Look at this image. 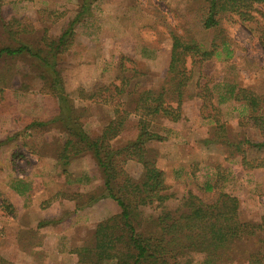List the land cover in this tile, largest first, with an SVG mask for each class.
<instances>
[{
	"label": "rangeland",
	"instance_id": "1",
	"mask_svg": "<svg viewBox=\"0 0 264 264\" xmlns=\"http://www.w3.org/2000/svg\"><path fill=\"white\" fill-rule=\"evenodd\" d=\"M203 7V0H0V47L21 42L37 47L44 36L58 39L72 27L69 48L57 56L58 68L66 93L85 118L84 128L96 135L115 117L117 100L122 104L124 98L104 103L84 99L82 92L120 83L126 76L131 89L135 85L158 88L167 73L174 33L191 35L204 47L210 44L212 33L201 22ZM223 21L234 53L230 60L217 62L213 74L264 94L260 40L231 15H224ZM195 82L196 78L188 86L190 95L195 92ZM46 84L31 57L0 58L2 264H76L77 250L93 245L96 225L120 210L109 197L87 205L90 194L102 192V179L90 153L75 157L66 166V173L62 171L58 154L66 135L55 120L57 98ZM189 98L179 121L158 119L152 123L151 130L166 140L147 143L149 155L156 156V166L165 173L167 192L172 194L166 206L175 210L190 193L211 203L222 189L239 198L242 220L264 215V167L250 169L230 147L206 142L213 124L201 118L197 104ZM241 111L240 103L229 101L225 105L229 133L237 139L246 135L260 140L259 130L238 125ZM130 119L137 117L132 114ZM39 121L44 124L28 127ZM245 157H264V149L249 148ZM124 167L135 179L141 177L142 165L137 161L129 160ZM222 168L220 189L206 191V182L216 180ZM17 179L29 184L30 191L16 192L12 186ZM9 191L24 196L16 197L15 203ZM27 204L32 209L22 215L17 205ZM142 209L146 219L161 211L156 205ZM45 214L51 221L43 219L40 227H29L32 220ZM53 230L58 234L49 232Z\"/></svg>",
	"mask_w": 264,
	"mask_h": 264
},
{
	"label": "trees",
	"instance_id": "2",
	"mask_svg": "<svg viewBox=\"0 0 264 264\" xmlns=\"http://www.w3.org/2000/svg\"><path fill=\"white\" fill-rule=\"evenodd\" d=\"M203 3L201 22L212 33L210 44L204 47L191 35L174 33L167 73L158 88L142 89L135 85L131 89L126 76L121 77L120 83L100 86L87 94L82 92L84 99L104 103L124 98L122 104L117 100L115 117L96 135L84 128L85 118L66 93L58 68L57 56L69 48V36L74 34L72 27L58 39L44 36L37 47L27 42L0 47V58L34 59L41 77L48 83L47 89L57 98L59 111L55 120L61 123L66 135L58 154L62 171L66 173V166L77 156L87 153L93 156L102 179V192L90 194L87 205L109 197L120 208L96 225L93 245L77 250L76 264H264V215L253 221L240 218L239 198L219 188L224 168L217 172L216 180L205 184L208 192L220 189L213 202L190 193L172 210L165 204L172 195L167 192L165 173L156 166V156L149 155L147 149L152 140H166L151 130L152 123L158 119L179 121L190 97L201 118L213 124L206 142L230 147L240 154L242 165L250 169L264 167V157L252 160L245 157L249 148L264 149V94L226 82L212 71L217 62L230 60L234 53L231 39L224 33V15L243 22L264 48V0H203ZM194 78L195 92L190 95L188 86ZM229 101L242 106L238 125L259 130L260 140L246 135L241 139L231 136L224 113ZM132 114L136 120L130 119ZM43 124L39 121L28 127ZM121 139L123 143L118 144ZM129 160L142 165L139 179L125 170L124 163ZM12 187L19 194L31 189L21 179ZM150 205L160 207L161 211L157 217L146 219L142 208Z\"/></svg>",
	"mask_w": 264,
	"mask_h": 264
},
{
	"label": "crops",
	"instance_id": "3",
	"mask_svg": "<svg viewBox=\"0 0 264 264\" xmlns=\"http://www.w3.org/2000/svg\"><path fill=\"white\" fill-rule=\"evenodd\" d=\"M8 140L11 141L12 138H8ZM10 141H8V142H10ZM6 145H7V143H5V146H6ZM0 146H2L1 143H0ZM12 190H13V189H11V191H12ZM11 191H9V192H10V193H9L10 198H11V195L14 194V193H12ZM21 196H24V195H21ZM21 196H19L18 193H17V194H14V197H12V199H14V200H11V201L17 203V201L15 200L16 197H21ZM24 198H25V197H24ZM15 205H16V204H15ZM22 206H23V205H22ZM22 206L20 207V206L17 205V208L21 209L19 213L22 212V215H24V214H23V211H24V213H25V212H27L28 210L32 209L28 204L26 205V207H25V206L22 207ZM43 219H46V222H47V220H48V221H51V220H50V217H49V216L46 217V214H45L42 218H39L38 220H34V221L32 220V224H30L29 227H36V228L40 227V223H41V221H42ZM51 219H52V218H51ZM49 232H53L54 234H58L57 230H53V231H49Z\"/></svg>",
	"mask_w": 264,
	"mask_h": 264
}]
</instances>
